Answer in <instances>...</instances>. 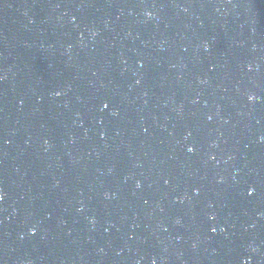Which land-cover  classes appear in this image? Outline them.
<instances>
[{
    "label": "water",
    "instance_id": "1",
    "mask_svg": "<svg viewBox=\"0 0 264 264\" xmlns=\"http://www.w3.org/2000/svg\"><path fill=\"white\" fill-rule=\"evenodd\" d=\"M0 264H264V0H0Z\"/></svg>",
    "mask_w": 264,
    "mask_h": 264
},
{
    "label": "snow or ice",
    "instance_id": "2",
    "mask_svg": "<svg viewBox=\"0 0 264 264\" xmlns=\"http://www.w3.org/2000/svg\"><path fill=\"white\" fill-rule=\"evenodd\" d=\"M189 151H192V149H189ZM249 195H252V193L250 192ZM34 234V233H33Z\"/></svg>",
    "mask_w": 264,
    "mask_h": 264
}]
</instances>
